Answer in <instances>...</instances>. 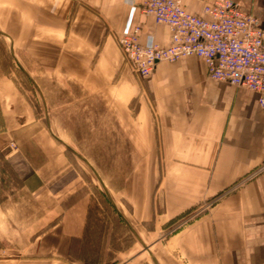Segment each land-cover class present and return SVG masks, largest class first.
Segmentation results:
<instances>
[{
  "label": "crops",
  "instance_id": "crops-1",
  "mask_svg": "<svg viewBox=\"0 0 264 264\" xmlns=\"http://www.w3.org/2000/svg\"><path fill=\"white\" fill-rule=\"evenodd\" d=\"M209 1L183 3L201 13ZM234 1L264 29V0ZM144 2L0 0V11L10 35L30 45L37 58L51 64L65 59L68 71L81 76L83 89L101 101L103 122L113 125V144L105 154L134 156L127 168L116 162L115 171H126L119 180L110 182L101 170L99 175L110 193L118 189L130 202L128 224L140 246H150L143 235L154 230L155 219L163 232L167 221L211 202L165 245L182 253L183 264H264L259 94L211 78L196 55L160 61L147 77L135 73L118 43L127 26L141 28L142 43L166 45L170 39L167 25L142 12ZM38 141L46 156L42 165L29 171L24 160L12 164L39 211L23 232L37 237L17 257L0 252V264H104L100 256L79 252L97 246L98 233L82 171L52 138L41 134ZM2 212L0 230L15 228Z\"/></svg>",
  "mask_w": 264,
  "mask_h": 264
},
{
  "label": "rangeland",
  "instance_id": "rangeland-1",
  "mask_svg": "<svg viewBox=\"0 0 264 264\" xmlns=\"http://www.w3.org/2000/svg\"><path fill=\"white\" fill-rule=\"evenodd\" d=\"M1 16L0 11V212L6 214L8 224L17 226L0 230V252L6 250L17 257L23 248L33 246L37 237L23 232L28 220L39 211L12 164L24 160L29 171L42 165L46 156L37 146L44 134L64 150L87 181L90 215L98 230L93 236L97 246H90L89 252H79L100 256L104 264H155L153 258L158 264L185 263L177 248L165 245L167 237L206 210L211 202L167 221L163 232L155 219L154 230L148 228V234L143 235L150 246H140L127 224L130 202L118 196V189L110 193L111 201L99 180H102L99 170L110 182L114 177L119 180L126 171H115L116 162L127 168L134 159L130 155L105 154V147L113 144L109 133L113 125L103 122V104L83 89L81 76L68 71L65 59H54L51 64L50 59L35 57L30 45L19 43L17 36L2 27ZM123 55L128 61L124 52ZM128 63L135 72L131 62ZM124 143L129 149L128 140L123 138L122 146ZM147 227L152 228V224Z\"/></svg>",
  "mask_w": 264,
  "mask_h": 264
},
{
  "label": "built area",
  "instance_id": "built-area-1",
  "mask_svg": "<svg viewBox=\"0 0 264 264\" xmlns=\"http://www.w3.org/2000/svg\"><path fill=\"white\" fill-rule=\"evenodd\" d=\"M142 12L170 29L168 44L142 43L139 26L129 25L119 44L135 72L150 76L160 61L196 55L215 80L251 89L264 109V29L259 18L240 9L234 0H211L201 13L183 0H145Z\"/></svg>",
  "mask_w": 264,
  "mask_h": 264
},
{
  "label": "water",
  "instance_id": "water-1",
  "mask_svg": "<svg viewBox=\"0 0 264 264\" xmlns=\"http://www.w3.org/2000/svg\"><path fill=\"white\" fill-rule=\"evenodd\" d=\"M68 148H69L72 152H74L76 155H78L80 158H82L83 160H86V159L83 158L78 152H76L75 150H73V149L70 148V147H68ZM87 162H88V161H87ZM97 177L99 178L98 175H97ZM99 180L101 181L102 185L104 186V188H105V192H106L107 195L109 196L110 200L113 201L112 198H111V195H110L109 190L107 189V187L105 186V184L103 183V181H102L100 178H99ZM127 224H128V223H127ZM128 226L130 227L129 224H128ZM151 256H152V258H153V255H152V254H151ZM153 260H154L155 264H158L154 258H153Z\"/></svg>",
  "mask_w": 264,
  "mask_h": 264
}]
</instances>
